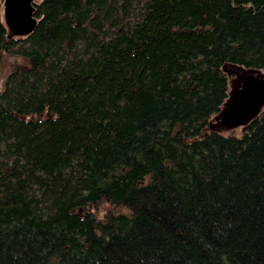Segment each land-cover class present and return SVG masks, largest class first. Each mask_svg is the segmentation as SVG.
Here are the masks:
<instances>
[{"label": "trees", "instance_id": "1", "mask_svg": "<svg viewBox=\"0 0 264 264\" xmlns=\"http://www.w3.org/2000/svg\"><path fill=\"white\" fill-rule=\"evenodd\" d=\"M0 59V264H264V0H39Z\"/></svg>", "mask_w": 264, "mask_h": 264}, {"label": "rangeland", "instance_id": "2", "mask_svg": "<svg viewBox=\"0 0 264 264\" xmlns=\"http://www.w3.org/2000/svg\"><path fill=\"white\" fill-rule=\"evenodd\" d=\"M38 2L39 0H33ZM0 20L5 27L6 35L11 39H19L25 37V35H14L11 30L5 25L4 22V0H0ZM19 62V58L12 54L5 53L0 59V89L3 85L6 74L13 64ZM222 70L226 75L227 80V96L220 107V111L211 117L210 125L212 130L220 134L233 133L239 136L241 133V127L243 124L229 120L227 112L230 110L232 104L238 99V91L241 88V84L247 76H252L258 80L263 88V99L260 105V111L264 108V72L262 70L243 68L234 64L222 65Z\"/></svg>", "mask_w": 264, "mask_h": 264}, {"label": "water", "instance_id": "3", "mask_svg": "<svg viewBox=\"0 0 264 264\" xmlns=\"http://www.w3.org/2000/svg\"><path fill=\"white\" fill-rule=\"evenodd\" d=\"M33 0H4V22L14 35H27L33 27L32 17ZM252 82L257 90L253 99L246 90V84ZM263 99V88L258 80L247 76L238 91V99L232 104L227 112L229 120L246 124L260 112ZM213 129L212 126H209Z\"/></svg>", "mask_w": 264, "mask_h": 264}, {"label": "flooded vegetation", "instance_id": "4", "mask_svg": "<svg viewBox=\"0 0 264 264\" xmlns=\"http://www.w3.org/2000/svg\"><path fill=\"white\" fill-rule=\"evenodd\" d=\"M246 90L248 94H250L251 99H253L255 93H257V90L252 86V82H248L246 84Z\"/></svg>", "mask_w": 264, "mask_h": 264}]
</instances>
